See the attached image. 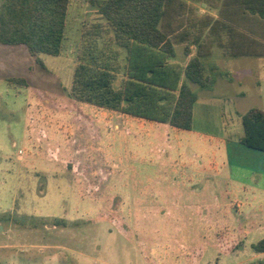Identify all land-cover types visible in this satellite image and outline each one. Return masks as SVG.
I'll return each instance as SVG.
<instances>
[{
    "label": "rangeland",
    "instance_id": "rangeland-1",
    "mask_svg": "<svg viewBox=\"0 0 264 264\" xmlns=\"http://www.w3.org/2000/svg\"><path fill=\"white\" fill-rule=\"evenodd\" d=\"M259 4L174 0L171 27L190 36H173V61L184 65V45L199 35L214 81L189 84L193 132L139 129L70 95L81 33L98 19L87 0H69L58 56L0 45V264H264L250 246L264 240V177L228 167L215 140L199 135L232 140L242 115L264 110ZM233 31L261 55L232 57Z\"/></svg>",
    "mask_w": 264,
    "mask_h": 264
},
{
    "label": "trees",
    "instance_id": "trees-1",
    "mask_svg": "<svg viewBox=\"0 0 264 264\" xmlns=\"http://www.w3.org/2000/svg\"><path fill=\"white\" fill-rule=\"evenodd\" d=\"M87 2L98 19L81 33L70 95L77 102L133 120L139 129L166 123L178 131H191L197 96L189 84L208 90L214 81L202 62L208 50L199 35L184 45L186 57L196 46V54L186 65L173 61V36L178 34L183 41L190 36L181 26L171 27L174 0ZM258 8L264 13V0ZM68 9L69 0H2L0 45L25 46L32 56H58L65 41ZM239 55L261 54L252 50ZM7 81L25 83L23 78ZM240 119L238 142L264 153V110L250 109ZM252 249L264 253V240Z\"/></svg>",
    "mask_w": 264,
    "mask_h": 264
},
{
    "label": "crops",
    "instance_id": "crops-1",
    "mask_svg": "<svg viewBox=\"0 0 264 264\" xmlns=\"http://www.w3.org/2000/svg\"><path fill=\"white\" fill-rule=\"evenodd\" d=\"M238 25L241 26V22H240V18H236ZM239 31H233L231 33V38H230V51H231V56L234 58H241L243 55H239L238 54H243L242 53V47L243 44L247 45V49H244V51H252L255 49H252L253 47H255V42H251L250 37L246 36L245 39L243 38V36H241V34H238ZM208 50V47H205V51ZM193 52L196 53L195 48L192 46L190 49V56L187 57V61L190 57L194 56ZM187 61H185L184 65H186ZM198 101V99H197ZM197 101L194 103L193 108H192V125L194 124V117H195V105L197 103ZM133 121V120H131ZM134 122V121H133ZM135 123V122H134ZM158 124V123H155ZM155 124H148V125H155ZM147 125V126H148ZM146 126V127H147ZM145 128V127H144ZM143 128V129H144ZM192 131V130H191ZM190 132V131H189ZM193 132V131H192ZM242 133V132H241ZM234 134V139L231 140L228 139V134H226V132L224 134H215V133H202L199 135L202 136H206L208 139L210 140H215L216 143V149L220 151V149L222 150V152L224 153V161L225 164H228V167L232 168V167H236V169L238 170H242V171H246L250 170V174L252 176H256V179L258 180L261 177H264V153L256 151V150H252L249 149L247 147H245L244 145L240 144L238 142V138L240 136V134ZM222 160V159H221ZM214 167V168H213ZM216 164L215 163H211L209 164V168L211 170H216ZM252 169H249L251 168ZM236 187H239L240 190L244 191L246 185L242 182V181H238L236 182ZM262 191H264V189H262ZM236 204H238V202L236 201ZM238 206V205H237ZM237 208V207H236ZM240 234L242 236H244L243 238L246 239V237L248 236V234L250 233L249 230H243L240 229ZM251 244L250 246L252 247ZM259 255H264V253H258Z\"/></svg>",
    "mask_w": 264,
    "mask_h": 264
}]
</instances>
